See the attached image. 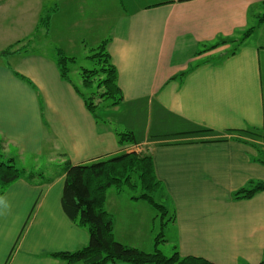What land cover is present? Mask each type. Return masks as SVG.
<instances>
[{"label":"crops","instance_id":"1","mask_svg":"<svg viewBox=\"0 0 264 264\" xmlns=\"http://www.w3.org/2000/svg\"><path fill=\"white\" fill-rule=\"evenodd\" d=\"M44 1L0 0V153L24 171L0 196V264H81L54 256L89 241L61 207L66 165L132 152L152 159L159 196L171 212L165 228L171 252L212 264H261L264 191L246 200L232 195L264 183V164L238 134L264 132V0H140L136 6L134 0H55L68 13L75 5L86 9L92 24L102 21L98 8L114 19L105 35L121 101L111 108L141 102L147 120L138 140L121 142V132L95 118L70 78L61 77L60 50L31 49L37 31L47 36L39 28ZM96 27L86 24V35ZM48 163L58 169L49 172ZM29 174L37 176L29 180ZM125 196L105 192L115 240L118 227L130 232L113 215L118 205L125 219L140 217L135 204L143 200Z\"/></svg>","mask_w":264,"mask_h":264},{"label":"trees","instance_id":"2","mask_svg":"<svg viewBox=\"0 0 264 264\" xmlns=\"http://www.w3.org/2000/svg\"><path fill=\"white\" fill-rule=\"evenodd\" d=\"M42 24L45 23L42 21L39 28L46 30L47 27L44 28ZM107 46L108 41L105 40L91 48L88 58L94 64V68L83 69L80 72L81 82L86 91L96 83L90 97H86V94L78 90L92 114L93 108L100 104L113 107L121 101V93L116 84V71L109 63ZM73 59L64 57V54L59 51L56 64L63 79L68 78L65 64ZM186 72L181 73L179 77L184 76ZM15 75L24 81V78ZM97 97L101 101L95 104L94 98ZM94 117L96 118L95 115ZM238 134L244 137L245 143L257 151V161L264 164V132L249 128L238 131ZM126 136L118 134L119 142ZM23 172L22 169L15 167L12 159L4 161L0 153V196L23 176ZM36 176L37 174H29L27 179L31 180ZM131 184L134 187L137 185L141 190V194L133 196L132 199L145 200L163 215L167 213L164 206L154 201L153 192L160 189V183L156 180L152 159L147 153H124L95 163L66 165L61 207L72 222L88 232L89 241L84 248L75 252L60 253L54 256L68 263L81 264H212L202 258L183 257L176 250H173L170 255H165L156 246L152 252H144L139 248L128 247L117 242L113 237L112 217L103 208L105 192L110 188L120 192L123 185ZM261 191H264L263 182H251L233 193L232 199H250ZM170 219L162 224L164 228L168 226ZM155 241V244L165 242L161 236H157ZM261 264H264V261Z\"/></svg>","mask_w":264,"mask_h":264},{"label":"rangeland","instance_id":"3","mask_svg":"<svg viewBox=\"0 0 264 264\" xmlns=\"http://www.w3.org/2000/svg\"><path fill=\"white\" fill-rule=\"evenodd\" d=\"M49 3H48V2ZM144 1V0H143ZM143 1L134 0L135 5L142 3ZM55 0H46L44 1L43 6V13L39 17L42 21L47 24H42L43 27L49 28L50 31L46 29L47 36L42 37L41 34L44 32H39L33 35L31 39L32 46L31 49L35 50H44L46 53L51 52V48L59 49L63 54L64 57L74 58L73 61H68L65 64V67L68 70V77L72 81V83L77 87L79 91H81L86 97H90L93 87L92 86L86 91L81 82V75L80 72L83 69H93V65L91 60L88 58L90 56V49L99 45L102 41H108L109 36L105 35L107 32L108 27H113L115 22L114 19L107 20L106 16L103 15V11L98 8L97 14L101 18V22H97L101 27H96V22L94 24L88 22L87 20H94L88 18L86 16V9L79 10L78 5L70 8V12L68 13L66 10L68 8L57 4L58 6L54 7ZM56 3V2H55ZM77 4H79L77 0ZM132 7H127L125 3V7L128 10L132 9ZM39 8V7H38ZM41 8V7H40ZM40 12V10H39ZM97 16V18H98ZM77 22L80 24V29L73 30L70 27V22ZM39 23V25L41 24ZM86 24H90L96 27L94 36L93 35H86ZM101 28V29H100ZM100 29V31H99ZM65 31L67 34L62 37V35H55L58 31ZM53 32V33H52ZM64 32V33H65ZM59 36V37H58ZM43 43V46L40 48V43ZM61 43V48L58 46ZM47 44H51L52 47H44ZM100 98H94V103H100ZM132 103H125L121 106L120 109L111 108L110 106L100 104L93 108V114L96 116L97 119L101 121H107L108 124L121 132L122 135H127L126 137L134 136L137 140L138 137L142 135L144 131L145 124L147 122L144 119V109L142 106L144 103L133 102ZM122 104V102H121ZM137 119L139 124L134 123V119ZM133 128L132 131L128 130V126ZM153 129V128H152ZM139 131H142L139 132ZM139 132V133H138ZM130 134V135H129ZM155 135L154 131L151 132V137ZM41 164H45L40 162ZM57 163V162H55ZM18 164V163H17ZM39 164V163H38ZM19 165V164H18ZM16 167L20 169L22 166L19 165ZM48 171L53 172L58 169V167L53 163H48ZM41 167V166H40ZM36 170H39V167H35ZM108 190H115L114 188H110ZM140 188L136 185L135 187L133 184L131 185H123L122 190L119 192L120 197L126 198L125 195L131 196H138L141 194ZM156 191V192H155ZM153 193L154 201L159 205H164V200L159 196V190H155ZM114 201L116 202L117 199L115 198ZM112 203V201H109ZM142 204H135L136 212L140 215L139 219L137 220L136 217L133 219H125L122 208L118 205L116 211L113 212L114 217L119 216L120 219L118 225L123 223L124 225H130V232L126 233L124 229H120L118 227V232L115 231V238L117 242L123 243L125 246L128 247H136L146 252H152L155 246L158 250H160L165 255L171 254V245L167 244V232L166 229L162 226L167 219L170 218L171 212H167L166 214H162L157 208L155 209L153 205L149 204L147 201L143 200ZM144 205V207H142ZM147 207V208H146ZM141 210L142 213L138 211ZM148 212V214L145 213ZM135 212V213H136ZM163 215V216H162ZM170 227V226H169ZM133 228H136L133 230ZM172 229V228H170ZM131 233H134L131 235ZM157 236H161V239H164L165 242H159L155 244V239Z\"/></svg>","mask_w":264,"mask_h":264},{"label":"water","instance_id":"4","mask_svg":"<svg viewBox=\"0 0 264 264\" xmlns=\"http://www.w3.org/2000/svg\"><path fill=\"white\" fill-rule=\"evenodd\" d=\"M149 156V155H148Z\"/></svg>","mask_w":264,"mask_h":264}]
</instances>
